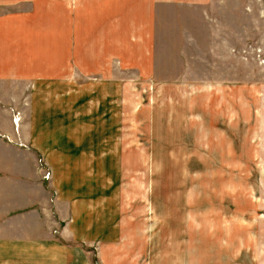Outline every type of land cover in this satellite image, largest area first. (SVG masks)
I'll return each mask as SVG.
<instances>
[{"label":"rangeland","instance_id":"374dc122","mask_svg":"<svg viewBox=\"0 0 264 264\" xmlns=\"http://www.w3.org/2000/svg\"><path fill=\"white\" fill-rule=\"evenodd\" d=\"M9 3L0 264H264V0ZM51 196L103 213L56 262Z\"/></svg>","mask_w":264,"mask_h":264},{"label":"crops","instance_id":"0c3cea01","mask_svg":"<svg viewBox=\"0 0 264 264\" xmlns=\"http://www.w3.org/2000/svg\"><path fill=\"white\" fill-rule=\"evenodd\" d=\"M9 4H10L9 0H0V8L4 6V8L2 9H7L8 8L7 6ZM148 10H149V13L151 14L152 13L151 5L148 7ZM141 17H142V10H141ZM145 18L147 20V13L145 14ZM151 21H152V16H151ZM151 21L149 23H151ZM2 73L3 72H0V75H2ZM0 130H2L1 127H0ZM0 134L3 135L4 133L0 131ZM26 149L27 148L25 147H21V150L26 151ZM35 150L36 149L33 148L32 152L35 153L37 157H39L38 151H35ZM36 164H37V170H38V164H40V162L36 161ZM31 180L32 182H38L42 190L41 194L46 195L45 192L47 191V186H46L45 181L41 179L39 173H37V177L36 176L32 177ZM2 190H8V189L4 188ZM72 190L73 188L71 186V191ZM70 194L71 196H73L72 195L73 192H71ZM51 199H52V196L51 198L49 197V204L51 203V207L49 206V215L51 214L56 224L52 226H50L48 223L49 219L47 218L45 211L39 208L40 201H41L40 197L36 199V202L38 203V210H37L38 227L40 228V230L43 232L45 236L47 232L51 234V236L47 238L48 240L45 238V236L38 237L36 238V241H34L32 244H29L28 247H25L27 243H22L20 246H18V243H16V247L23 248V249H33L35 250L34 253L37 254L39 257L45 255L46 251H48V254L56 262V258H55L56 254L59 255L64 250L66 251L68 249H74L73 251L75 254H78L80 252L78 251L79 248L77 247L79 242H75V240L78 239V240L83 241L84 243H87L86 242L87 241L86 238L88 237L87 234L90 233L91 228L94 227V225L97 223L96 221L101 220V218L103 217V213H101L100 210L94 211L92 209H89V205L87 204V202L85 204L83 203L80 204L79 201L70 200V199L66 200L67 202L64 206H61L60 204L57 205V202H56V205H57V208H56L57 211H56V209H53V203ZM0 201H5V207H4L5 209L7 206H9L10 200L8 198L7 191L2 192V194H0ZM18 213L21 214L20 209L16 210L15 212H12V214L10 215L8 214L5 215L4 216L5 218H8V217L11 218L9 220H5L4 218L1 217L2 226L0 223V228H2L3 232H7V233L15 232V230L13 229V225H11L14 222H16L15 218L18 217L20 220H23L25 219V216H27V215H15ZM0 214H2V212H0ZM98 224L99 223H97V225ZM8 226H12V229L8 228ZM46 226L50 229L47 230ZM55 229H57L58 231L54 232ZM32 232H35V231H32ZM73 236L75 238H73ZM72 239H74V241ZM71 240L72 242H70ZM21 242H25V241H21ZM4 245L5 246L2 247V243L0 242V250L5 251L10 248L8 243H4ZM198 256L200 257L199 254ZM76 263H77V259H75L74 264Z\"/></svg>","mask_w":264,"mask_h":264}]
</instances>
